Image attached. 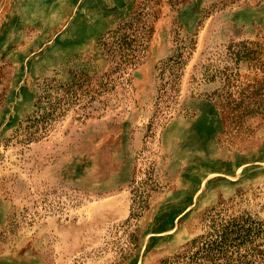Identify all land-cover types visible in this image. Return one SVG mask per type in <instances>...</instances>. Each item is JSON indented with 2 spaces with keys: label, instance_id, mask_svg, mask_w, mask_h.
Here are the masks:
<instances>
[{
  "label": "rangeland",
  "instance_id": "374dc122",
  "mask_svg": "<svg viewBox=\"0 0 264 264\" xmlns=\"http://www.w3.org/2000/svg\"><path fill=\"white\" fill-rule=\"evenodd\" d=\"M263 40L264 0H0V264H171L208 214L264 222V110L215 95L252 70L229 45ZM75 73L80 98L23 141L46 79Z\"/></svg>",
  "mask_w": 264,
  "mask_h": 264
},
{
  "label": "trees",
  "instance_id": "16d2710c",
  "mask_svg": "<svg viewBox=\"0 0 264 264\" xmlns=\"http://www.w3.org/2000/svg\"><path fill=\"white\" fill-rule=\"evenodd\" d=\"M119 30L114 33L118 34ZM126 32L121 35L116 43L122 58L129 56L123 53L135 42V37ZM115 49V48H114ZM230 57L239 68L241 62H249L250 73L241 75L239 70L229 72L228 66L220 71L222 89L218 91L216 100L219 108L225 116L236 118L248 117L258 111L264 110V40L260 42L241 41L231 43L228 47ZM110 50L113 51L112 45ZM114 52V51H113ZM127 60L118 63L121 66ZM174 61V62H173ZM183 54L170 58L171 76L166 78L165 72H161L164 84L161 90H166L170 84V90L176 92V82L179 77L175 75L176 64L180 68ZM165 70V67H164ZM253 75L251 72H253ZM72 75L66 82H55L56 79H46L43 84V93L38 92L36 99V111L27 119V124L17 132H23V141L32 142L40 140L50 133L54 123L61 119L70 110V107L80 98L77 90L82 88V82H75ZM90 74L86 73L85 76ZM219 75V74H218ZM246 77V80L244 78ZM1 84V79H0ZM78 86V89L75 88ZM169 90V89H168ZM166 90V91H168ZM170 92V91H169ZM4 90L0 88V99ZM170 96H174V94ZM223 211L208 214L206 231L193 239L183 253L177 255L171 264H264V222L257 221L245 215L227 216Z\"/></svg>",
  "mask_w": 264,
  "mask_h": 264
}]
</instances>
